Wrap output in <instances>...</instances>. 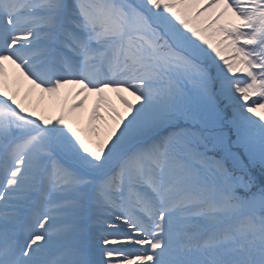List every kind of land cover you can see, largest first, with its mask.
I'll return each instance as SVG.
<instances>
[{"label": "snow or ice", "instance_id": "obj_1", "mask_svg": "<svg viewBox=\"0 0 264 264\" xmlns=\"http://www.w3.org/2000/svg\"><path fill=\"white\" fill-rule=\"evenodd\" d=\"M0 264H264V0H0Z\"/></svg>", "mask_w": 264, "mask_h": 264}, {"label": "rangeland", "instance_id": "obj_2", "mask_svg": "<svg viewBox=\"0 0 264 264\" xmlns=\"http://www.w3.org/2000/svg\"><path fill=\"white\" fill-rule=\"evenodd\" d=\"M117 106H118V107H122V106H120V105H119V103H118V102H117Z\"/></svg>", "mask_w": 264, "mask_h": 264}]
</instances>
